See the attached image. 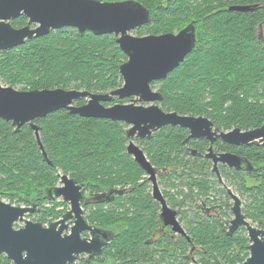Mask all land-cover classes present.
<instances>
[{
	"label": "trees",
	"instance_id": "obj_1",
	"mask_svg": "<svg viewBox=\"0 0 264 264\" xmlns=\"http://www.w3.org/2000/svg\"><path fill=\"white\" fill-rule=\"evenodd\" d=\"M135 1L151 12L150 24L136 30L142 36L178 33L191 23L197 28L195 50L167 79L158 82V91L164 95V110L207 117L223 131H246L264 125V41L259 36L264 25V0ZM233 5L260 6L252 13H237L229 11ZM12 24L22 28L28 19L21 17ZM126 60L115 35L81 34L68 28L0 51V78L21 91L63 88L107 93L123 86L120 66ZM127 102L130 100L122 101ZM35 123L41 127V141L51 163L44 161L29 125L16 132L11 123L0 120V196L24 206L36 204L39 211L35 214L41 213L39 220L50 224L64 212L59 211L64 202L47 198L60 173L84 184L87 190L103 189L104 182L109 180L115 186L132 183L134 189L127 199L110 206L94 205L87 218L99 229L115 228V235L122 236L118 241L122 248L116 253L124 264H184L183 258L173 259L168 254L157 257L144 245L157 225L156 209L145 187L137 184V170H141L126 154L128 138L123 123L82 118L67 110L54 112ZM164 132L150 144L151 154L160 148L162 156L158 154L153 161L162 166L168 162L164 160L170 156L169 148H180L184 137L180 131ZM170 132L173 134L168 135ZM235 152L253 161L257 169L229 176V186L246 194L249 218L264 229V147H240ZM176 165V172L180 169L187 175L189 169L194 191L206 190L207 180L195 178L193 173L197 164L193 167L191 162L182 160ZM86 195L85 202L89 197ZM121 219L134 223L118 226L115 222ZM193 219L187 223V234L195 251L191 252L192 245L187 242L186 246L184 239L176 247L177 252L187 251V264H197L195 255L201 257L200 264H242L249 257L250 241L241 231L229 236V226H223L221 220L197 221L194 215ZM111 261L117 263L114 257ZM0 264L13 263L0 254Z\"/></svg>",
	"mask_w": 264,
	"mask_h": 264
},
{
	"label": "water",
	"instance_id": "obj_2",
	"mask_svg": "<svg viewBox=\"0 0 264 264\" xmlns=\"http://www.w3.org/2000/svg\"><path fill=\"white\" fill-rule=\"evenodd\" d=\"M259 6L233 5L229 11L252 13ZM21 17L27 18L28 24L22 28L14 27L12 22ZM150 22V10L135 0H0V51H8L51 32L71 28L81 34L91 32L96 36H117V43L127 57L120 66L123 86L107 93L63 88L21 91L3 86L0 80V120L11 123L16 132L29 125L35 132L43 159L48 163L51 161L41 141V127L35 121L61 110L82 118L124 122L129 125L127 137L131 140L151 138L153 132L173 126L188 128L191 132L189 139L214 141L219 137L233 145L264 147V125L246 131L239 128L214 130V123L207 117L167 112L160 106L164 95L154 90L152 85L167 79L195 50L197 28L191 23L178 33L131 34ZM116 99H131V102L107 106ZM82 100L86 102L78 105ZM128 153L148 173L158 196L156 170L144 152L131 142ZM207 157L215 156L208 154ZM214 162L215 165L223 162L237 171L250 172L253 169L247 158L233 154H224L215 158ZM61 182L63 186L54 188L52 195L54 199L63 198L69 203L70 211L46 227L26 218L39 211L35 207L14 206L0 199V254H4L13 264H74L81 255L89 254L92 257L94 252H101L108 234L86 221L82 207L87 197L84 186L68 175H62ZM235 200V217L229 224L228 235L233 236L245 228L251 244L250 255L242 264H264V229L252 225L242 213L241 200L237 196ZM175 215L174 210L164 205V223H161V227L185 236L192 245L191 252H194L196 247L191 237L183 225L175 220ZM72 218H75V224L70 227L67 221ZM18 223L24 226L16 228ZM84 232H89L91 240L82 237Z\"/></svg>",
	"mask_w": 264,
	"mask_h": 264
},
{
	"label": "flooded vegetation",
	"instance_id": "obj_3",
	"mask_svg": "<svg viewBox=\"0 0 264 264\" xmlns=\"http://www.w3.org/2000/svg\"><path fill=\"white\" fill-rule=\"evenodd\" d=\"M129 100L131 102V99ZM119 103H122V101H120ZM115 104L116 103L113 102L107 104V106H113ZM118 123H123V127L126 124L124 122H118ZM166 129H170V131H175V130L180 131L184 137L182 138L180 148L178 149L174 147L169 148L168 153L170 156L168 160H164V163L166 161L168 162H166L164 166H162L156 161L155 162L153 161V158L159 155L162 156L160 148L158 150H155L157 153L151 154L150 144L156 141L155 138L165 134L164 131ZM215 129H219V128H217L214 125V130ZM127 131H126V136H127ZM170 134H173V132H170L168 135ZM190 134L191 132L188 128L166 126L156 132H153L151 138H145V139L134 138L131 140L127 137L128 142L126 144V154L133 159L135 164L141 170V171L137 170V177H139L137 184L141 187H145V190L149 194L152 204L153 206H155L156 209L155 222L157 223V225L153 229L152 236L147 240H145L144 245L150 247L155 252L157 257H159V255L168 254L173 259L181 260L183 258L185 261L184 264H187V251L183 253L181 250H178L177 252L176 247L177 246L180 247L179 243L181 242L182 239H184L187 246V238L181 234H174L169 228L161 227V223H164L162 219V211L164 205H166L169 209L174 210L176 212L175 220L181 224L193 222L194 221L193 215L197 221L200 218H202L205 220L219 222L220 218H222L224 214L225 209H229V211L233 213V206L236 202L235 196H237L239 199L240 197L238 190L235 189V191L238 194L237 195L236 193H234L232 187L229 186V181H230L229 176L234 177L235 173H239V172L243 173V172L237 171L236 169L229 167L227 164L223 162H218V164L215 165L214 159L220 158L224 154H233L240 156L235 152L236 148L252 147L247 145L229 144L223 141V139L219 137L216 138L214 141H211L206 138L189 139ZM186 140L187 142H185ZM131 142H133L137 147H139L144 152L146 158L148 159V161H150L153 168L156 170V178L159 188L158 196H156L155 194L156 192H154L153 182L150 180V176L148 175V173L145 170H143V168H141V166H139L136 163L134 157L128 153V146ZM256 147H263V146H256ZM208 154H212L215 157H207ZM182 160H187V162H191V165L193 167L195 164L198 165V168L194 167L193 173L196 174L195 178H201L207 180L208 187L206 188V190L201 191L199 189H196L194 191L195 187L194 189H192L190 183L192 177L189 169H187V171L185 170L187 172V175L184 174L183 171H180V169L176 172V168L178 167L176 163ZM250 162L252 164V167H256V164L253 163V161ZM61 176L62 174H59V181L55 186V188L63 186L61 182ZM104 183H105V187L103 189L94 187L93 189H89V190H87L85 185L83 184L84 185L83 190L85 191L86 194L89 195L87 202L84 201V203L82 204L84 217L86 221L89 223V225L95 228H99V227L92 224L93 222H91L87 218L88 214H86V211L90 210V208L94 205L105 204L110 206V205H115V203H117L118 201H124L132 194L134 189V184L132 183H128L127 185L123 183V184H118L117 186H115L114 182L111 180H109V182H104ZM52 192L53 190L48 191L47 198L51 197V200H56L57 202H61L62 199L63 202H65L63 198L54 199ZM68 204L69 203L65 202V204L63 205L64 207L62 208V210L64 211L62 216L55 221L62 219L63 215L66 212L70 211V209L67 211L65 208V206H68ZM191 205H193V207L189 208ZM32 207L37 208V205L34 204L32 205ZM241 208H242V213L245 215V217L248 220L249 216L246 210V206L245 204L243 205L242 200H241ZM40 210L44 211L45 209L41 208ZM55 221H52L51 223ZM230 222L231 220L227 222L228 226ZM67 223L70 227L73 226L75 224V218L68 220ZM115 223H134V222L131 219H121L120 221L116 220ZM50 224L44 226L46 227L49 226ZM183 228L187 233V228L184 225ZM101 230L107 232L108 234V238L104 240L105 244L102 246L101 252L100 253L94 252L92 257L89 254L81 255L78 257V259L74 264H124V261H122L119 255L116 253L119 247L122 248L121 243L118 244V241L121 240L122 236L115 235V231L112 232V230H108L105 228ZM127 231L128 229L124 230L125 233ZM69 232L70 231H67V233ZM82 237L91 240V236L89 232H84ZM250 244L251 243L249 242L248 250ZM113 257L115 260H117V263L115 262L112 263L111 260H113Z\"/></svg>",
	"mask_w": 264,
	"mask_h": 264
},
{
	"label": "rangeland",
	"instance_id": "obj_4",
	"mask_svg": "<svg viewBox=\"0 0 264 264\" xmlns=\"http://www.w3.org/2000/svg\"><path fill=\"white\" fill-rule=\"evenodd\" d=\"M32 27H36V25H33ZM132 35H134V36H142V35H140L139 33H137L136 32V30L135 31H133L132 33H131ZM146 35H150V34H146ZM145 34H144V36H146ZM259 36H260V38L264 41V25L261 27V29L259 30ZM0 80H1V83L3 84V86H9V87H11L10 85H8V84H6L1 78H0ZM152 87H153V89L154 90H159V86H158V82H156V83H153V85H152ZM13 88H15L16 90H21L20 89V87H13ZM54 89V88H53ZM127 103H130V102H127ZM139 104H142V105H148V104H146V103H139ZM160 106L162 107V105L160 104ZM166 111V110H165ZM167 112H169V111H167ZM128 128H129V125H127V124H125L124 125V129L127 131L128 130ZM244 173V172H243ZM60 174H62V173H60ZM62 175H64V174H62ZM232 185H234V184H232ZM230 187H232V189H233V191H234V193H236L237 194V192L235 191V187L234 186H231L230 185ZM239 192V197H240V199L243 201V205L245 204V206L247 205V202H248V197L246 196V194H244L242 191H238ZM238 195V194H237ZM0 198L3 200V201H5V202H7V203H10V204H12V205H15V206H24V204H18V203H13V202H11L10 201V199H8V198H5V197H3L2 195L0 196ZM61 202H63V200L61 199ZM65 203V202H64ZM48 206V205H47ZM32 207V206H31ZM62 208L63 207H59V211H62ZM65 208H66V210L68 211L69 209H70V205L68 204V206H65ZM50 209V208H49ZM89 210H87L86 211V214H88L89 212H88ZM228 211V212H227ZM31 215H32V217H31ZM31 215H27L26 216V218L28 219V220H30V221H33V222H36V223H41V224H44V225H48L49 223H42V221H40L39 220V218H40V215H41V213H37V214H31ZM193 215V214H192ZM234 218V215H233V213H231L228 209H225L224 210V214H223V216H222V218H220V220H221V224L223 225V226H228V223L227 222H229L230 220H232ZM51 219H49V221H50ZM250 222H251V224L252 225H254L255 227H258V228H260V229H263V228H261L260 226H259V224L258 223H253V220L252 219H248ZM117 224V223H116ZM119 225L118 226H120V225H122V226H127V227H129L130 225H128V223H118ZM186 228H187V223H182ZM24 226V224L23 223H18V224H16V228H20V227H23ZM116 228H119V227H116ZM127 229H129V228H127ZM244 230V231H243ZM115 231V228H113L112 229V232H114ZM239 231H241V234L242 235H244V236H246V237H248V232H247V230L245 229V228H242V230H239ZM238 231V232H239ZM249 252V255H250V251H248ZM195 261H196V263L197 264H200V261H199V259L201 258V257H198V255H195ZM215 263L216 261H212V263ZM219 262H221V261H219ZM223 264V263H222Z\"/></svg>",
	"mask_w": 264,
	"mask_h": 264
},
{
	"label": "bare ground",
	"instance_id": "obj_5",
	"mask_svg": "<svg viewBox=\"0 0 264 264\" xmlns=\"http://www.w3.org/2000/svg\"><path fill=\"white\" fill-rule=\"evenodd\" d=\"M136 30H137V29H136ZM133 31H135V30H133ZM133 31H132V32H133ZM132 32H131V33H132ZM116 37H117V36H116ZM0 199H1V198H0ZM1 200H2V199H1ZM4 202H5V201H4ZM6 203H7V202H6ZM9 204H10V203H9ZM11 205H12V204H11ZM14 206H15V205H14ZM35 209H37V208H35ZM38 210H39V209H38ZM34 214H35V213H34Z\"/></svg>",
	"mask_w": 264,
	"mask_h": 264
}]
</instances>
